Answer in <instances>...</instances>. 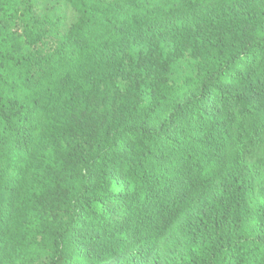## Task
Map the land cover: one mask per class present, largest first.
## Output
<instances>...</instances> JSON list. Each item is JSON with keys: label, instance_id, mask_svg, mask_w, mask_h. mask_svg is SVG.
Here are the masks:
<instances>
[{"label": "trees", "instance_id": "1", "mask_svg": "<svg viewBox=\"0 0 264 264\" xmlns=\"http://www.w3.org/2000/svg\"><path fill=\"white\" fill-rule=\"evenodd\" d=\"M0 264H264V0H0Z\"/></svg>", "mask_w": 264, "mask_h": 264}]
</instances>
